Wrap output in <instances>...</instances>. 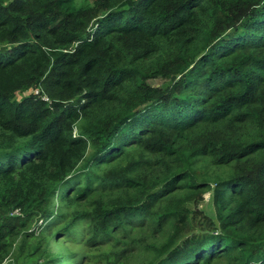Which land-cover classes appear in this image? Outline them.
<instances>
[{"label":"trees","instance_id":"obj_1","mask_svg":"<svg viewBox=\"0 0 264 264\" xmlns=\"http://www.w3.org/2000/svg\"><path fill=\"white\" fill-rule=\"evenodd\" d=\"M0 56V264H264V0H0Z\"/></svg>","mask_w":264,"mask_h":264},{"label":"rangeland","instance_id":"obj_2","mask_svg":"<svg viewBox=\"0 0 264 264\" xmlns=\"http://www.w3.org/2000/svg\"><path fill=\"white\" fill-rule=\"evenodd\" d=\"M21 50V48L19 47H16L14 48L12 51H7L5 53L6 57H10V56H15L19 51ZM6 58H3L0 56V60H5ZM154 83H162L163 80L162 79H155L153 80ZM37 92V90L35 91ZM203 208H205L211 215L215 216V212H214V208H213V205H212V197H211V192H207L205 194V201L203 203ZM74 243H71L70 244V247L73 248L74 247ZM80 249V248H79ZM99 254H101L100 252H98ZM78 254V253H77ZM13 263V259H10L6 262V264H12ZM93 262H89L87 264H91ZM129 264H136L137 263V260L135 261L133 256L129 258V261H128ZM98 264H101L100 262H98Z\"/></svg>","mask_w":264,"mask_h":264}]
</instances>
